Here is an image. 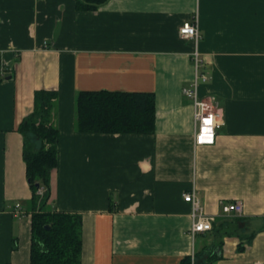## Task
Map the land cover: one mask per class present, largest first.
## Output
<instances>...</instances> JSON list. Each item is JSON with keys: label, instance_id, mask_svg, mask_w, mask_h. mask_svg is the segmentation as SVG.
I'll return each mask as SVG.
<instances>
[{"label": "crops", "instance_id": "crops-1", "mask_svg": "<svg viewBox=\"0 0 264 264\" xmlns=\"http://www.w3.org/2000/svg\"><path fill=\"white\" fill-rule=\"evenodd\" d=\"M78 1L0 0V264H30L17 128L39 89L58 93L50 207L81 216V264H264V0ZM193 17L197 42L179 35ZM194 50L222 123L207 146L182 93ZM100 90L152 92L154 132L77 131V93ZM191 190L212 231L191 233ZM234 201L242 214L222 216Z\"/></svg>", "mask_w": 264, "mask_h": 264}, {"label": "trees", "instance_id": "trees-1", "mask_svg": "<svg viewBox=\"0 0 264 264\" xmlns=\"http://www.w3.org/2000/svg\"><path fill=\"white\" fill-rule=\"evenodd\" d=\"M106 1L79 0L77 8L95 9ZM57 96L55 90H36L32 109L17 128L31 189L30 264H81V216L50 207V180L58 155ZM154 103L152 92L80 91L75 100V127L79 132L152 134ZM38 189L42 194L37 193ZM208 257L212 259L213 255ZM197 258L196 253L193 258L184 256L178 264H198Z\"/></svg>", "mask_w": 264, "mask_h": 264}, {"label": "built area", "instance_id": "built-area-1", "mask_svg": "<svg viewBox=\"0 0 264 264\" xmlns=\"http://www.w3.org/2000/svg\"><path fill=\"white\" fill-rule=\"evenodd\" d=\"M179 35L184 39L197 42L200 38L196 19L193 17L182 23L179 27ZM191 59L195 67V75L192 82L183 87L182 93L192 101L193 116L195 121L194 144L196 146L212 145L215 142L216 131L222 124L219 120L217 101L214 96H199L198 86L200 82L208 80L206 73L199 71L202 67V59L197 50L191 53ZM38 194H42V189H38ZM183 200L191 205V233H205L212 231L215 215L205 213L194 190L183 193ZM15 209H20V205H15ZM242 203L240 201L221 202L220 214L222 216L242 214ZM260 264V263H255Z\"/></svg>", "mask_w": 264, "mask_h": 264}, {"label": "rangeland", "instance_id": "rangeland-1", "mask_svg": "<svg viewBox=\"0 0 264 264\" xmlns=\"http://www.w3.org/2000/svg\"><path fill=\"white\" fill-rule=\"evenodd\" d=\"M208 76V75H207Z\"/></svg>", "mask_w": 264, "mask_h": 264}]
</instances>
